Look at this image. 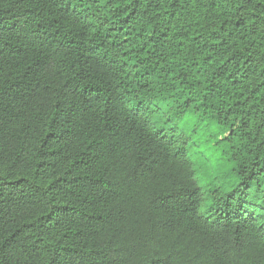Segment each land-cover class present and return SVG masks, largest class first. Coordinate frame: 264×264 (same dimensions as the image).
Returning a JSON list of instances; mask_svg holds the SVG:
<instances>
[{
	"label": "trees",
	"instance_id": "trees-1",
	"mask_svg": "<svg viewBox=\"0 0 264 264\" xmlns=\"http://www.w3.org/2000/svg\"><path fill=\"white\" fill-rule=\"evenodd\" d=\"M0 264H264V0H0Z\"/></svg>",
	"mask_w": 264,
	"mask_h": 264
},
{
	"label": "rangeland",
	"instance_id": "rangeland-1",
	"mask_svg": "<svg viewBox=\"0 0 264 264\" xmlns=\"http://www.w3.org/2000/svg\"><path fill=\"white\" fill-rule=\"evenodd\" d=\"M154 117L158 121L166 112L161 104H152ZM194 165V174L197 183L204 190V199L200 206V212L204 213L206 208L212 203L213 195H225L229 190L227 183L233 181L227 170L230 166L229 161L222 155V149L213 148L209 143L193 145V154L191 155ZM213 190V191H212ZM218 190V191H217Z\"/></svg>",
	"mask_w": 264,
	"mask_h": 264
}]
</instances>
